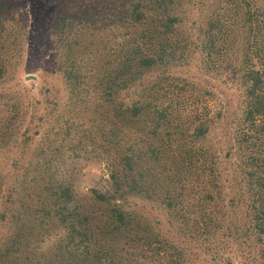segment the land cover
<instances>
[{
	"label": "trees",
	"instance_id": "obj_1",
	"mask_svg": "<svg viewBox=\"0 0 264 264\" xmlns=\"http://www.w3.org/2000/svg\"><path fill=\"white\" fill-rule=\"evenodd\" d=\"M41 2L64 93L0 131V264H264V0ZM90 151L85 203L57 165Z\"/></svg>",
	"mask_w": 264,
	"mask_h": 264
},
{
	"label": "rangeland",
	"instance_id": "obj_2",
	"mask_svg": "<svg viewBox=\"0 0 264 264\" xmlns=\"http://www.w3.org/2000/svg\"><path fill=\"white\" fill-rule=\"evenodd\" d=\"M42 6L41 0H20L12 20L9 23L4 22L3 25L5 33L2 34L0 40V53H5V59L0 68L2 71L0 88L5 90L2 91L5 93L2 95V99L8 100L7 105L11 109L8 115L12 119L11 121L7 120L9 118L7 117L3 120L0 126L2 132L7 131V129L22 132L27 128L30 110L34 104H38L36 100L40 101L41 99L42 102L44 88L59 89L61 94L58 97L59 101L64 93L63 81L58 72L56 60L57 48L52 39L44 42L45 37L34 38L29 32L30 27H34L35 24L40 26V30H43L44 34L50 30L44 31V25L46 27L48 25L45 23L46 14L41 12ZM196 18L197 16L193 15L189 17L188 22L190 23L191 19L196 22L198 20ZM54 92L56 93V91ZM92 96L89 94L86 97L91 100ZM52 98L56 99L57 96L54 97L53 95ZM12 104L15 107L12 108ZM39 107H45L44 102L43 104L39 103ZM66 116L69 117V114ZM53 126L51 131L53 134L49 136L55 142L51 146L61 145L62 149L67 148L69 140H66L68 138L62 140L63 134L60 129L56 128L55 125ZM36 129L32 125L29 129V133L34 138L40 135L35 131ZM108 157L110 160H107L103 153L95 151L83 153L76 157L65 156L62 161L58 162V175L69 181L75 197L86 203L90 189L105 192L111 188L108 165L111 164L112 157Z\"/></svg>",
	"mask_w": 264,
	"mask_h": 264
}]
</instances>
